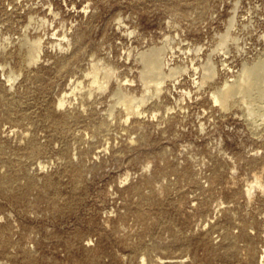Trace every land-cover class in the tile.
I'll use <instances>...</instances> for the list:
<instances>
[{
  "label": "rangeland",
  "instance_id": "rangeland-1",
  "mask_svg": "<svg viewBox=\"0 0 264 264\" xmlns=\"http://www.w3.org/2000/svg\"><path fill=\"white\" fill-rule=\"evenodd\" d=\"M263 60L264 0H0V264H264Z\"/></svg>",
  "mask_w": 264,
  "mask_h": 264
},
{
  "label": "bare ground",
  "instance_id": "bare-ground-1",
  "mask_svg": "<svg viewBox=\"0 0 264 264\" xmlns=\"http://www.w3.org/2000/svg\"><path fill=\"white\" fill-rule=\"evenodd\" d=\"M65 36V35H64ZM227 36V35H226ZM67 37V36H66ZM65 37V38H66ZM225 37V36H224ZM27 39V38H26ZM25 39V41H28V39L26 40ZM34 39H36V40H34V42H32L31 44H29V43H27V44H29L28 46H27V61L32 65V63H35V62H37L38 61V56L40 57V54H39V51H41L42 49V47H41V45H42V43H41V41L42 40H40V38H34ZM225 39V38H224ZM223 39V40H224ZM226 39H227V37H226ZM20 40V39H19ZM227 41V40H226ZM225 41V42H226ZM16 42V41H15ZM23 42V41H22ZM30 42V41H29ZM224 42V41H223ZM23 43H25V42H23ZM23 43H22V45H23ZM10 44V43H9ZM15 44V43H14ZM226 44V43H225ZM25 46V45H24ZM41 48H40V47ZM23 47V46H22ZM21 47V48H22ZM40 49H38V48ZM160 49H162V47H159ZM159 48H157L158 50H156L155 52H153L152 53V55H150V53L149 52H145L146 54H148L149 53V55L147 56H144V58H141V59H144L145 61H142L143 63H144V67L146 66V69H144L143 70V72H144V74H145V77L146 76H155V74H156V77L159 79H157L156 81H154V82H156V85H157V87H156V93L158 94H160V92H161V90H162V88H163V86H162V84L165 82V79H166V77L168 76V75H170L171 76V72H169L168 74H166V72L163 70V67H164V65H165V63L163 64H161V62L159 61L160 60V58L159 57H161V56H159V55H162V54H160V53H162L160 50H159ZM6 49V48H5ZM152 49V48H151ZM155 49V48H154ZM154 49H153V51H154ZM164 49V48H163ZM149 50V49H148ZM1 51H3V50H1ZM150 51H152V50H150ZM2 53V52H1ZM19 53V52H18ZM41 53V52H40ZM143 56H141V57H143ZM140 58V57H139ZM162 58V57H161ZM22 60H23V58H22ZM26 60V59H25ZM162 60V59H161ZM26 61V62H27ZM27 62V63H28ZM163 62V61H162ZM36 64V63H35ZM23 65V64H22ZM29 65V64H28ZM99 66V65H98ZM98 66L97 65H95L94 64V66H93V68L89 71V74H91L92 75V82L91 83H96V85H98L97 83H99L100 81H98V78H99V68H98ZM206 67V66H205ZM173 68V67H172ZM171 68V70H174V69H172ZM28 69V68H27ZM175 70H177V69H175ZM205 70H207V73H206V76L208 77H210V76H214L217 72H216V68L213 66V64L211 63V62H209V63H207V67H206V69ZM142 72V73H143ZM175 72V71H174ZM173 74V73H172ZM107 75L109 76V77H111L112 75H113V72L112 71H108L107 72ZM106 75V76H107ZM8 76V75H7ZM11 77H9V78H12V75H10ZM206 76H205V78H204V80H203V82H207L206 80ZM108 77V78H109ZM143 77H144V75H143ZM9 78H8V80H9ZM151 78L149 77V80H150ZM155 79V78H154ZM153 79V80H154ZM13 80H14V77H13ZM149 80H148V82H149ZM104 81V80H103ZM107 81V80H106ZM150 81H152V80H150ZM9 82H11V81H9ZM8 82V83H9ZM105 82V81H104ZM108 82V81H107ZM147 82V81H146ZM147 82V83H148ZM7 83V84H8ZM79 83H80V81H79ZM106 83V82H105ZM103 86L102 87H100L99 85V87L100 88H103L104 87V84H103V82L101 83ZM123 84V83H122ZM122 84H120V88L118 89V91H117V93H121V98H119V101L121 102V103H123V108H124V110H126L127 112H129L128 113V115H130L131 114V112L130 111H135V113H141V111L139 110V107L142 105V104H145L146 102H147V100H148V98L147 97H145V96H143V97H140V99L138 98V97H135V95L132 97V95H130L127 91H125V90H123L124 88L123 87H121V85ZM149 84V83H148ZM258 84H260L261 85V89H260V91H264V60L263 61H260V62H258V63H256L255 65H253V66H251V67H247V68H245L244 69V71H243V76L240 78V79H236L235 81H229V80H226V82H225V84H224V86L223 87H221L220 88V92L218 93V94H216L215 95V93H214V99H215V101H219L220 102V104L222 105V107L223 108H227L230 104H231V102L234 100L233 99V96L235 95V94H237V93H242V95L240 96V100H243L244 102H246V98H248V97H252L253 95V93H252V90L254 89V87H259V85ZM79 85V84H78ZM95 85V86H96ZM75 86V85H74ZM94 86V85H93ZM94 86V87H95ZM125 86V85H124ZM77 87V86H76ZM75 87V88H76ZM80 87V86H79ZM92 87V86H91ZM93 87V88H94ZM78 88V87H77ZM81 88V87H80ZM123 88V89H122ZM91 89V88H90ZM104 89V88H103ZM74 90V89H73ZM219 91V90H218ZM256 91H258V89L256 88ZM92 92V91H91ZM89 93V92H88ZM90 94V93H89ZM92 94V93H91ZM255 95L257 94V93H254ZM2 95V94H1ZM136 99H138V100H136ZM252 99H255V97H252ZM258 100V99H257ZM60 103H59V105H61V106H63L65 103H66V101H67V96L66 95H63L61 98H60ZM118 101V102H119ZM119 102V103H120ZM258 102V101H257ZM260 102H261V100H260ZM58 105V106H59ZM64 107V106H63ZM114 110V109H113ZM138 110V111H137ZM111 112V111H110ZM134 113V112H133ZM132 113V114H133ZM134 113V114H135ZM113 116V115H112ZM137 117V116H136ZM138 118V117H137ZM140 118V117H139ZM129 120V119H128ZM12 131H16V129H13ZM12 131H10V132H12ZM18 132V131H17ZM42 164V163H41ZM215 171H217V170H215ZM186 173V172H185ZM187 174H188V172H187ZM256 184H259V185H262V182H261V180L259 179V178H257L256 179ZM252 188H253V185L250 187L249 186V188L247 189V192L249 193V195H250V193H252L251 192V190H252ZM228 211H230V210H228ZM237 221V220H236ZM241 222V221H240ZM239 222V223H240ZM238 223V224H239ZM243 223V222H242ZM246 224V223H245ZM240 226V225H239ZM264 235V234H263ZM264 237V236H263ZM257 238V237H256ZM233 241H235V240H233ZM235 244H237V243H235ZM238 245V244H237ZM245 245H246V243H245ZM261 247V246H260ZM256 248V247H255ZM263 250V249H262ZM264 252V251H263ZM262 256V259L264 260V257H263V255H261ZM246 257V255L244 256V258ZM143 260L145 261L146 259H145V257H143ZM180 260V259H179ZM174 261V260H173ZM178 262H180V261H178ZM182 262V261H181ZM259 262H262V260L261 261H259ZM165 263V262H164Z\"/></svg>",
  "mask_w": 264,
  "mask_h": 264
}]
</instances>
